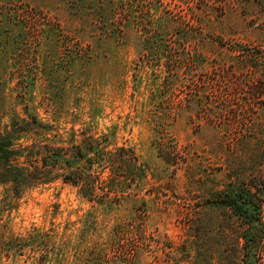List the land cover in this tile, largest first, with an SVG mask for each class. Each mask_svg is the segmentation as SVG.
Instances as JSON below:
<instances>
[{
	"label": "rangeland",
	"instance_id": "obj_1",
	"mask_svg": "<svg viewBox=\"0 0 264 264\" xmlns=\"http://www.w3.org/2000/svg\"><path fill=\"white\" fill-rule=\"evenodd\" d=\"M259 181L264 0H0V264H264Z\"/></svg>",
	"mask_w": 264,
	"mask_h": 264
},
{
	"label": "trees",
	"instance_id": "obj_2",
	"mask_svg": "<svg viewBox=\"0 0 264 264\" xmlns=\"http://www.w3.org/2000/svg\"><path fill=\"white\" fill-rule=\"evenodd\" d=\"M251 188L254 192L247 190L244 194L221 200L231 206L244 227V249L257 248L264 239V182H253Z\"/></svg>",
	"mask_w": 264,
	"mask_h": 264
}]
</instances>
